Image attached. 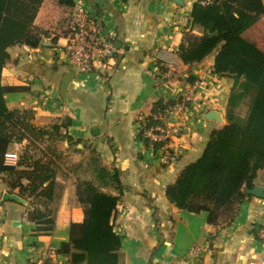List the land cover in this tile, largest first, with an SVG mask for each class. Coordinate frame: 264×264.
<instances>
[{
  "label": "crops",
  "instance_id": "0c3cea01",
  "mask_svg": "<svg viewBox=\"0 0 264 264\" xmlns=\"http://www.w3.org/2000/svg\"><path fill=\"white\" fill-rule=\"evenodd\" d=\"M183 1L184 5L173 0H106L101 7L96 0H75V5L88 6L102 19L113 44L107 64L90 73L79 72L60 51L73 7L58 0H45L34 22V28L45 33L47 44L10 48L12 58L2 83L25 90L8 93V107L33 110L39 127L68 119L71 125L64 134L81 143L74 147L78 152L67 140L57 146L68 159L66 165L58 162L57 180L64 191L51 232L38 231L28 220L32 199L20 198L18 190L12 192L6 179L0 178V264H41L47 253L50 264L73 262L72 256L61 255L58 249L69 241L71 224L82 223L85 217L74 166L89 155L90 147L101 157L91 192L102 196L103 224L90 229L91 249L118 248L125 264H264L259 238L264 199L253 196L242 204L232 225L214 226L205 213L180 210L165 194L180 172L201 156L211 133L226 124L234 85L233 77L214 73L215 53L192 65L179 58L184 34L204 32L191 17L197 0ZM243 37L264 51V17ZM70 71L76 74L64 100L60 86ZM200 80L204 86L184 104L183 92ZM159 101L171 103L167 108L173 113L164 122L167 143L155 150L138 135L141 119L150 116L152 105ZM25 145L10 147L16 164ZM165 151L172 157L164 162ZM257 185L264 188V170ZM113 199L116 204L107 221Z\"/></svg>",
  "mask_w": 264,
  "mask_h": 264
},
{
  "label": "trees",
  "instance_id": "16d2710c",
  "mask_svg": "<svg viewBox=\"0 0 264 264\" xmlns=\"http://www.w3.org/2000/svg\"><path fill=\"white\" fill-rule=\"evenodd\" d=\"M44 1L0 0V178L6 179L12 192L18 190L20 198L32 199L28 220L38 226V231L51 232L64 191L57 180L58 162L63 156L57 146L67 140L74 148L81 140L64 134L71 125L68 119L39 127L34 124L33 110L10 109L6 95L25 89L2 83L4 69L12 58L10 48L43 45L45 33L35 29L34 22ZM58 1L75 5V0ZM201 1L194 3L191 17L204 32L201 36L186 32L178 56L184 64L192 65L215 53L214 73L219 77L235 75L234 85L226 105V124L211 133L201 156L180 172L165 194L180 210L205 213L214 226H230L242 204L253 197L246 191L257 186L264 170V51L243 37L264 17V1L214 0L208 5ZM169 105L156 102L151 115L140 121L138 139L155 150L167 142L157 143L145 132L163 125L155 115ZM14 143L26 145L17 165H8L6 155ZM100 161L98 152L90 147L89 155L74 166L77 196L85 217L82 223L71 224L69 241L58 249L59 254L73 257L67 264H125L118 248L97 251L90 247V229L103 226L102 196L91 192ZM115 204L113 199L107 221Z\"/></svg>",
  "mask_w": 264,
  "mask_h": 264
},
{
  "label": "built area",
  "instance_id": "2783aa9c",
  "mask_svg": "<svg viewBox=\"0 0 264 264\" xmlns=\"http://www.w3.org/2000/svg\"><path fill=\"white\" fill-rule=\"evenodd\" d=\"M213 1L202 0L201 3L208 5ZM60 51L63 53L66 62L74 66L79 72L90 73L95 67L107 64L113 52V44L104 32L102 19L92 13L88 6L77 4L73 6L69 14V28ZM202 86H204V82L201 80L193 82L182 94L184 104L193 101L198 89ZM172 113L171 108H166L155 115V118L161 120L163 125L148 129L145 132L146 137L157 143L166 142L168 129L164 126V122ZM171 157V153L165 151L162 161L165 162ZM16 158V155L10 154L9 151L6 155V164L15 165ZM259 238L264 244V226L260 229ZM193 252L195 253L196 250ZM49 258H51L50 253H47L46 258L40 261L41 264H50Z\"/></svg>",
  "mask_w": 264,
  "mask_h": 264
},
{
  "label": "water",
  "instance_id": "95a60500",
  "mask_svg": "<svg viewBox=\"0 0 264 264\" xmlns=\"http://www.w3.org/2000/svg\"><path fill=\"white\" fill-rule=\"evenodd\" d=\"M105 1L106 0H96V3L99 4V6L102 7L103 4L105 3ZM173 2L177 3L178 5H184V1L183 0H173ZM43 44H47V43L44 42ZM75 74L76 73L74 71H70V72L65 74L64 79L62 80V83H61V86H60V94H61V97L64 100H66V98H67L68 88H69L70 83L74 79ZM227 76H230V77H233V78L235 77V75H227ZM214 109H215V111L219 110V107L215 106ZM212 115L214 116V118H218L217 120H219V121L222 120L221 118L216 116V113H214ZM246 192H247V194L252 195V196H254L256 198L264 199V188L261 187V186L257 185L253 189H249ZM5 197L8 198V199H12V200H20L15 195H6Z\"/></svg>",
  "mask_w": 264,
  "mask_h": 264
},
{
  "label": "rangeland",
  "instance_id": "374dc122",
  "mask_svg": "<svg viewBox=\"0 0 264 264\" xmlns=\"http://www.w3.org/2000/svg\"><path fill=\"white\" fill-rule=\"evenodd\" d=\"M60 5L66 6L67 8L69 7L68 5L62 4L61 2H60ZM64 25H66V21L64 22ZM59 144H60V143H59ZM34 153H36V152H34ZM67 159H68V156L63 155V156L60 158L61 164L66 165ZM69 161H70V160H69ZM69 163H70V162H69Z\"/></svg>",
  "mask_w": 264,
  "mask_h": 264
}]
</instances>
